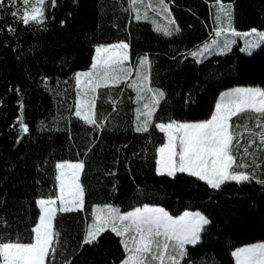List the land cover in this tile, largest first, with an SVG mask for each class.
Here are the masks:
<instances>
[{
  "label": "trees",
  "instance_id": "trees-1",
  "mask_svg": "<svg viewBox=\"0 0 264 264\" xmlns=\"http://www.w3.org/2000/svg\"><path fill=\"white\" fill-rule=\"evenodd\" d=\"M165 4L168 12L159 10L158 0H137L132 6L129 0H55L54 7L45 5L41 26L17 22L9 14L15 8L7 3L0 9V242L34 241L38 199L59 196L55 164L60 161L82 162L83 205L53 217L58 236L45 264H118L125 257L122 237L110 229L98 242L84 244L98 204L115 205L121 213L144 205L162 207L173 216L187 209L201 211L210 223L199 243L186 245L182 264H236V248L264 241V185L257 183L264 180V144L253 135L261 131L256 121L262 118L250 111L234 129L240 141L234 155L252 165L236 170L254 178L226 183L220 190L187 173L175 178L159 175L157 150L166 134L155 127L173 120L209 119L227 88H264V44L246 53L237 39L222 54L190 55L218 30L264 29V0ZM220 4L230 6V26L216 20ZM156 25L179 31L166 35ZM120 42L129 45L134 62H126L130 69L147 57L140 69L144 88L146 77L152 89L164 93L147 132L135 131L146 119L143 104L151 102V93L139 100L130 86L137 80L135 71L92 93L99 127L75 116L80 91L75 73L91 67L98 45ZM21 118L28 127L23 136ZM251 140L256 144L249 148L251 155H245L243 148Z\"/></svg>",
  "mask_w": 264,
  "mask_h": 264
},
{
  "label": "snow or ice",
  "instance_id": "snow-or-ice-1",
  "mask_svg": "<svg viewBox=\"0 0 264 264\" xmlns=\"http://www.w3.org/2000/svg\"><path fill=\"white\" fill-rule=\"evenodd\" d=\"M137 0H129V5L136 4ZM219 2V0H218ZM15 8L9 14L24 25L35 24L41 26L45 22L44 7L51 3L55 6V0H0V9L5 4ZM160 11L168 12L165 0H158ZM20 5L21 7H17ZM29 8L31 11L29 12ZM154 11L156 9H153ZM141 17L138 14L136 19ZM146 18V14H145ZM216 20L220 24L231 25L230 6L220 4ZM63 23V22H62ZM174 23V21L169 22ZM156 30L163 31L166 35H172L173 31L167 26L156 25ZM9 31L14 29L9 28ZM256 33V30H252ZM217 36L221 35L217 31ZM264 43V33L257 34V40L249 41V52ZM129 45L120 43L109 48L103 46L96 48V57L88 72L75 73L77 84L81 83L84 88L95 92L101 82L111 81L113 84L121 81V77L130 76L133 71L137 80L130 86L137 90V97L143 100L145 94L151 93V102L144 103L145 110L142 115L146 119L136 127L137 132H147L149 120L163 98L164 93L151 87L144 88L140 77V69L147 63V57L139 62L135 69L125 67L129 59ZM229 48L228 41H213L212 45H205L198 52L190 55L194 58L204 57L211 54H222ZM143 79H147L144 77ZM87 95V91H85ZM94 103V98H93ZM22 107V106H21ZM92 104L85 100L75 107V116L80 118L89 126L99 127L94 113L90 110ZM251 110L262 119H257L256 127L261 131L253 133L259 137L264 144V88L260 87H237L223 93L215 105V111L210 119L195 122L182 123L175 120L170 123L156 124L155 127L167 133V142L158 148L156 159V171L159 175H167L175 178L177 174L187 173L198 178L213 190H220L229 182H250L254 177L246 171H236L237 168L246 169L251 167L243 163L242 157L233 154L234 147L240 144L235 133L230 131L233 127L230 121L233 117ZM138 113L140 109L137 110ZM139 119V116L137 117ZM247 128V125H245ZM28 132V127L20 120L21 136ZM256 144L255 140L249 141L248 147L243 148L245 155H251L249 148ZM255 164V158H253ZM256 167L260 165L256 164ZM82 163H71L68 161L57 162L55 169L58 170L56 180L59 181V209L52 207L57 203L55 199H40L39 222L31 229L34 233V242H0V258L2 264H45V259L50 253L57 233L53 232L52 219L57 211L71 212L79 210L83 205V191L79 183ZM264 185V180H257ZM210 221L203 215L185 212L179 217L171 216L161 207H150L148 205L137 207L132 211L121 213L120 210L111 205H106L103 211L95 212L93 223L84 239V244L98 242V238L110 229L117 236L129 235L132 247L127 241L123 242L127 258L122 264H182L187 256L186 245H196L201 241L202 232ZM236 264H264V242L237 248L232 252Z\"/></svg>",
  "mask_w": 264,
  "mask_h": 264
},
{
  "label": "rangeland",
  "instance_id": "rangeland-1",
  "mask_svg": "<svg viewBox=\"0 0 264 264\" xmlns=\"http://www.w3.org/2000/svg\"><path fill=\"white\" fill-rule=\"evenodd\" d=\"M31 11V9L29 8V12ZM253 29H255L256 30V33H253ZM218 31H220L222 34L221 35H219V36H215L212 40H210L208 43H206L205 45H212V42L213 41H221V42H223V41H228L229 42V48L230 47H232L234 44H235V42H236V40L237 39H241V41H242V44H241V48L243 49V51L244 52H246V53H251V52H253V51H255V50H257L261 45H263L264 43H262L259 47H256V48H254V49H252L250 52H249V50H248V48H249V41H254V40H257V34H259V33H264V29H258V28H252V29H248V30H236V29H232V28H224V29H222V30H218ZM115 45V44H114ZM118 45V44H117ZM205 45H202L201 46V48L200 49H202ZM101 46H103L104 48H109V47H111V46H113V45H107V44H101V45H98L97 47H101ZM96 47V48H97ZM199 49V50H200ZM198 50V51H199ZM197 51V52H198ZM129 54V53H128ZM129 56H130V54H129ZM206 56V55H205ZM95 57H96V54H95ZM129 60V59H128ZM126 61V62H129V61ZM125 67H128V65L125 63V65H124ZM91 70V67L90 68H88V69H86V70H82V71H80V72H88V71H90ZM136 77V76H135ZM134 77V78H135ZM124 78H126V77H121V81L122 80H124ZM85 80V77H81V83L80 84H78V86H79V95H78V98H79V104L81 103V102H83V101H85V100H87V101H89L91 104H93V96H91L92 95V91H90V90H86L85 88H84V85H83V81ZM120 81V82H121ZM103 83H105V82H101V84H100V86L101 85H103ZM119 83V82H118ZM113 84V83H112ZM111 84V85H112ZM115 84H117V83H115ZM237 87H241V88H246V87H259V86H245V85H239V86H234V87H230V88H227V89H225L223 92H222V94L223 93H226V92H228V91H230L231 89H234V88H237ZM260 88H263V87H260ZM97 90V89H96ZM85 91H87V95H85ZM251 110H248V111H246L245 113H241V114H239L238 115V118L236 119V121L234 122V121H230V124L231 125H233V126H235L236 124L238 125L239 123H241V122H239L243 117H247V116H249V112H250ZM211 118V117H210ZM209 118V119H210ZM171 122V121H170ZM170 122H166V123H164V124H167V123H170ZM177 122H182V123H195V122H201V121H177ZM234 129H235V127H233V128H231L230 129V131H233L234 133H235V131H234ZM165 134H166V142H167V133L165 132ZM236 136V135H235ZM235 141H236V139L234 140V142L233 143H235ZM165 142V143H166ZM164 143V144H165ZM233 154H235L234 153V151H233ZM60 162H64V161H60ZM68 162H71V163H82V162H75V161H68ZM83 165V164H82ZM81 170H82V168H81ZM81 170H80V174H81ZM236 171H238V170H236ZM243 171V170H242ZM79 183H80V177H79ZM80 185H81V183H80ZM81 188H82V186H81ZM82 191H83V189H82ZM40 199H44V200H48L47 198H40ZM58 200V199H57ZM106 205H109V204H98V205H96V207H95V212H100V211H103L104 210V208H105V206ZM111 205V204H110ZM40 206V205H39ZM56 206V204L55 205H53L52 207H55ZM111 206H113V207H116L115 205H111ZM145 206V205H144ZM148 206H150V207H158V206H153V205H148ZM143 206H141V208H142ZM116 208H118V207H116ZM162 208V207H161ZM166 211V210H165ZM185 212H188V213H190V214H196V213H199V214H201V215H203V216H205L201 211H199V210H190V209H187V210H184L182 213H180L179 215H176V216H173V215H171V216H173V217H179V216H181V215H183ZM206 217V216H205ZM92 223H93V221H91L89 224H88V229H87V233H88V231H89V229H90V226L92 225ZM122 241L124 242V241H127V243H128V246L129 247H132V241L130 240V238H129V235L128 234H126L125 236H123L122 237ZM262 242H264V241H255V242H251V243H247V244H244V245H242L241 247H244V246H247V245H251V244H255V243H262ZM238 248H240V247H238ZM237 249V248H236ZM235 249V250H236ZM234 250V251H235ZM127 256H128V253L126 252V255H125V257L118 263V264H122V262L127 258ZM236 262V261H235ZM152 264H155V262H152Z\"/></svg>",
  "mask_w": 264,
  "mask_h": 264
},
{
  "label": "crops",
  "instance_id": "crops-1",
  "mask_svg": "<svg viewBox=\"0 0 264 264\" xmlns=\"http://www.w3.org/2000/svg\"><path fill=\"white\" fill-rule=\"evenodd\" d=\"M126 44H127V43H126ZM127 51H129V47H128V50H127ZM128 53H129V52H128ZM128 61H129V62H128L129 64H131V63L134 64V62H131V61H130V58H129ZM125 63H126V62H125ZM133 64H132V69H133V67H134ZM128 68H130V67L128 66ZM149 81H150V80L147 78V79H146V83H147L148 87H150V82H149ZM104 84H112V82H111V81H107V82L103 83V85H104ZM148 87H147V88H148ZM93 98H94V97H93ZM94 105H95V98H94V103L92 104V107H91V109H90V110L94 113V118H95V114H96V112H95V109H94ZM38 222H39V221H38Z\"/></svg>",
  "mask_w": 264,
  "mask_h": 264
}]
</instances>
